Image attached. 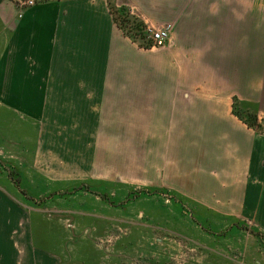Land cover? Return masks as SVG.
I'll list each match as a JSON object with an SVG mask.
<instances>
[{
	"label": "rangeland",
	"instance_id": "rangeland-1",
	"mask_svg": "<svg viewBox=\"0 0 264 264\" xmlns=\"http://www.w3.org/2000/svg\"><path fill=\"white\" fill-rule=\"evenodd\" d=\"M254 3L264 21V0H242L243 5ZM109 8L129 37L114 46L109 68L115 83H121L128 55L131 85L139 83V74L146 87L161 83V102L125 108L117 100L120 91L99 93V106L87 109L97 112L91 131L76 118L63 120L73 109L53 110L55 115L42 126L36 165L63 183L36 182L32 154L18 153L14 141L4 146L11 152L0 154V264H49L47 258L57 264H264V241L253 221L208 214L194 219L184 199L167 190H186L188 183L179 182H184L187 166L201 159V151H218L230 143L196 137L203 128L217 129L210 118L222 113L221 104L189 107L183 96L178 105L170 102L167 41L152 44L145 29L153 27L135 19L141 14L134 5L125 11L110 1ZM23 11L17 9L18 16ZM178 86L184 85L179 81ZM219 142L226 143L219 147ZM23 174L31 183L24 178L19 183ZM88 179L112 185L102 190L96 183H74ZM203 213L198 215L203 218ZM31 243L62 255L59 262L33 252Z\"/></svg>",
	"mask_w": 264,
	"mask_h": 264
},
{
	"label": "crops",
	"instance_id": "crops-1",
	"mask_svg": "<svg viewBox=\"0 0 264 264\" xmlns=\"http://www.w3.org/2000/svg\"><path fill=\"white\" fill-rule=\"evenodd\" d=\"M110 1L125 11L134 5L141 14V19L137 15L135 19L145 27L149 22L153 28L169 29L163 47L169 48L171 83L166 92L170 102L178 105L183 96L191 102L189 107L210 109L220 103L223 109L221 114H213V119L209 117L217 129L207 132L203 128L196 137L204 141L225 138L230 143L218 151H201L199 164L187 166L181 178L184 182H179L188 183L186 190H167L184 199L193 218L249 219L264 241V21L258 19L256 3L49 0L27 8L19 17L12 3L0 0V154L8 153L10 149L4 146L14 141L18 153L32 154L36 182L63 183L65 180L49 176L36 165L42 126L55 115L53 110L73 109L63 120L72 123L76 118L91 131L98 123L97 112L87 109L99 106V93L120 91L117 100L120 98L125 108L161 102V83L146 87L139 74V83L131 85L134 75L128 55L123 58L121 83H115L109 68L114 46L129 37L115 23ZM179 81L184 86L179 88ZM207 113L211 115L209 110ZM245 120L257 128L249 127ZM18 123L20 131L14 126ZM69 162L74 165L75 161ZM23 178L31 183L26 174L19 183ZM74 183H96L102 190L112 185L101 179ZM199 211H204L203 218ZM31 244L33 252L59 262L62 255L56 251ZM47 259L49 264H57ZM256 263L260 264L259 260Z\"/></svg>",
	"mask_w": 264,
	"mask_h": 264
},
{
	"label": "built area",
	"instance_id": "built-area-1",
	"mask_svg": "<svg viewBox=\"0 0 264 264\" xmlns=\"http://www.w3.org/2000/svg\"><path fill=\"white\" fill-rule=\"evenodd\" d=\"M11 2L15 7L18 9L19 13H21L24 9L31 7L40 0H8ZM21 16V14H19ZM147 33H149V36L152 40V44L154 46H162L165 41L169 38V29L167 27L164 28H146L145 29Z\"/></svg>",
	"mask_w": 264,
	"mask_h": 264
},
{
	"label": "trees",
	"instance_id": "trees-1",
	"mask_svg": "<svg viewBox=\"0 0 264 264\" xmlns=\"http://www.w3.org/2000/svg\"><path fill=\"white\" fill-rule=\"evenodd\" d=\"M110 11L112 12V9L110 8ZM115 20V19H114ZM115 23L117 24L118 28L121 29L123 31V33L128 36V31L125 29V27L123 26V24H120L119 22H116L115 20ZM139 23V22H138ZM140 24V23H139ZM246 124L249 126V127H254V128H257L256 127V124L255 123H252V122H247L245 120Z\"/></svg>",
	"mask_w": 264,
	"mask_h": 264
}]
</instances>
